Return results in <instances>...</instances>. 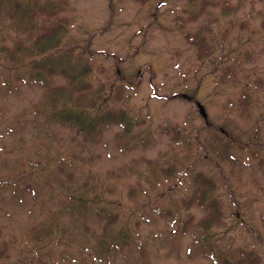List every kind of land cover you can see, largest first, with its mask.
Instances as JSON below:
<instances>
[{"label": "rangeland", "instance_id": "1", "mask_svg": "<svg viewBox=\"0 0 264 264\" xmlns=\"http://www.w3.org/2000/svg\"><path fill=\"white\" fill-rule=\"evenodd\" d=\"M200 5V0H63L59 6L57 14L68 18L66 43L92 51L93 86L103 83L111 91L121 82L127 86L113 104L135 116L129 131L110 124L84 138L48 121L47 91L12 79L14 67L0 54V248L10 253L0 264H223L224 257L233 263L241 249H252L264 264V86L258 83L264 80V0H208L194 20L183 24L174 18ZM186 32L205 39L211 47L205 57L196 56ZM26 33L0 18L1 42L11 44ZM226 65L228 78L220 81ZM5 75L8 87L1 86ZM52 82L67 84L61 75ZM242 93L251 97L246 116L238 113ZM204 123L225 127L237 145L234 163L197 145L189 151L186 162L212 177L221 201L222 221L207 229L195 225L204 207L176 210L192 184L180 169H165L174 149L182 155L186 150L162 130L175 124L194 130ZM61 164L65 169L57 175ZM65 190L87 200L79 218L64 210ZM99 198L106 211L117 214L110 235L122 227L125 243L119 238L108 249L96 243L102 222L90 206ZM71 217L76 228L82 227L80 218L89 223L90 234L70 226L42 245L26 239V231L40 222L69 225ZM186 218L193 223L183 228ZM37 250L40 259L30 255Z\"/></svg>", "mask_w": 264, "mask_h": 264}, {"label": "trees", "instance_id": "2", "mask_svg": "<svg viewBox=\"0 0 264 264\" xmlns=\"http://www.w3.org/2000/svg\"><path fill=\"white\" fill-rule=\"evenodd\" d=\"M165 1L158 0V4ZM200 1L201 5L197 11L189 13L186 17L175 15L174 18L183 24L194 20L203 7L205 9L208 4V0ZM62 3L63 0H0V18L6 17L11 26L27 30L26 35H28L26 38L14 39L11 44L1 42L0 39V54L8 66L14 67L11 78L15 81L39 84L47 91L46 100L43 103V107H47L44 113L46 119L67 126L84 138H94L110 124L122 125V130L129 131L135 116L131 114L127 106L120 103L113 104L114 101L122 100L127 86L121 82L115 86L113 91L103 83L93 86L94 82L90 76L95 67V62L91 58L92 51H87V48L82 49L83 52L78 51L75 50V45L66 43L68 18L57 14ZM185 37L188 41L196 44L198 58H203L209 53L211 47L206 46L205 39L200 37L198 32H186ZM86 51L89 55L85 54ZM115 57L113 55V58ZM230 68L229 65L222 67L218 80H227ZM57 75L64 77L67 84L56 86L52 81ZM5 77L6 75L1 80V86L8 87V78ZM258 83L264 86V80L259 79ZM250 99L248 93H242L238 107L240 115L248 114L245 109ZM162 130L170 134L171 139L186 150L183 155L176 149L173 150L174 154H168L171 160H167L165 169L173 172L180 169L182 173L190 176L192 184L189 193L177 200L176 210L180 207H204L205 212L198 218L195 225L207 229L220 224L222 221L221 201L215 192V183L212 177L205 174L203 170H195L194 166H191L186 160H191L189 151L192 150L193 145H197L215 155L219 160L234 163L237 159L234 148L237 146L235 137L225 127L208 123H204L194 130L176 124L163 126ZM198 156L197 153L194 155L195 162L198 160ZM64 169L63 164L57 165L56 174L59 175V172H63ZM154 179L157 180V178ZM65 192L67 198L64 210L75 218L85 214L83 210H87L88 204L87 200L85 201L83 198V193H76L72 190H65ZM97 193L104 192L98 190ZM98 194L95 196H99ZM89 199L93 201L92 198ZM102 200L99 198L98 202L91 204L90 207H92L94 216L100 223L102 222L96 243L108 249L112 241L118 242L120 238V242L125 243V240L120 237L123 235L122 227L114 235H110L109 224L117 218V214L106 211L105 203ZM162 215L171 218L168 211H162ZM78 221L82 225L80 228L74 226L73 217L69 219V225L57 220L40 222L26 231V239L39 242L42 245V241L50 234L53 235L57 231H61V234L65 233L70 226L74 227L78 233H88L89 223L81 218ZM192 221L191 218H186L182 222L183 228L188 224L192 225ZM7 249L6 247L0 248V259L6 260L9 257L10 253L7 252ZM37 251L35 253L31 251L30 255L40 259L41 254ZM232 259L233 263H230L229 259L224 257L223 264H259L260 260L259 255L252 249H241Z\"/></svg>", "mask_w": 264, "mask_h": 264}, {"label": "water", "instance_id": "3", "mask_svg": "<svg viewBox=\"0 0 264 264\" xmlns=\"http://www.w3.org/2000/svg\"><path fill=\"white\" fill-rule=\"evenodd\" d=\"M200 110H201V112L204 114V112H203V109H202V106L200 105Z\"/></svg>", "mask_w": 264, "mask_h": 264}]
</instances>
